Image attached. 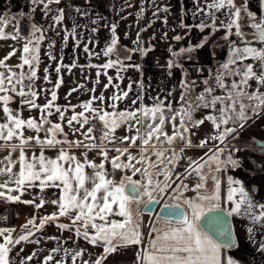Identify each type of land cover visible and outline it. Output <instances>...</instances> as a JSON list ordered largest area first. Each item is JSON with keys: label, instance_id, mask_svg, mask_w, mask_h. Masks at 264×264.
Segmentation results:
<instances>
[{"label": "snow or ice", "instance_id": "snow-or-ice-1", "mask_svg": "<svg viewBox=\"0 0 264 264\" xmlns=\"http://www.w3.org/2000/svg\"><path fill=\"white\" fill-rule=\"evenodd\" d=\"M152 2L155 5L156 0ZM256 2L261 10L258 22L257 14L249 8V0H244L241 6H236L235 0H208L204 4H201V0H193L196 5L193 15L203 13L210 21L202 19L195 25L197 29L201 32L211 29L209 35H212L222 27L226 29L225 39L235 30V36L241 38L244 42L243 46H238L234 39L231 41L225 61L220 64L215 74L210 72L209 77L202 80L205 87L198 95L193 96L197 82L188 80L187 71H183L177 109H173L171 101H168L166 96L163 100L156 97L158 102L153 105L141 104L138 108L117 111V101L129 97L132 90L131 83L125 91H120L118 84L113 85L118 91L110 98L113 109L111 112L103 107L93 106L97 101L103 104L105 101L103 93L99 96L93 95L81 105H71L73 115L67 119V124L72 128L73 134L80 132L84 140H68L62 123L50 120L53 109L59 114L61 121L65 119V113L68 111L67 107L61 109L54 103L58 99L56 90L51 91V99L44 105L36 103L39 95L34 89V81L38 79L37 72L41 62L40 44L46 39L48 29L31 23L30 37L25 38L21 36L19 25L15 23L18 17L13 16L9 20L6 14H0V39L25 40L21 63L16 66L21 71H15L6 63L15 54L16 49H13L4 59H0V68L4 69L0 71V105H2L3 113L6 114V122H0V140L5 141V144L0 147H9L13 152L19 151L18 161H13L9 156L5 158L7 164L0 167V175L9 176L8 181L0 183V198L9 202L32 205L35 209L43 208L46 203H51L57 208V211L40 217L38 224L37 217L33 215L16 236H13L15 228L0 227V264H29L37 256V250L20 257L19 260L13 258L11 254L17 245H21L20 252L24 251L22 246L24 243L39 245L41 239L36 238V234L49 224L54 225L61 232H71L76 239L73 240L71 236L68 239H62L60 236L44 237L45 240L56 241L57 246L49 250L42 264H50V262L51 264H67L68 257L71 258V264H77L78 259L84 257L87 249L65 247L69 240H72L74 245L79 240H83L92 247L102 249L94 259L91 257L83 259L82 264H105L110 256L122 250L145 244L142 217L145 212L155 211L154 205L164 198L174 199L177 203L175 205L165 203L161 209L162 216L157 219L164 221V228L149 226L150 239L144 247H138L136 264H237L230 256L226 259L222 257L223 250L238 248V237L228 217L243 216L248 218L253 226L258 225L264 228V203L255 202L253 199L254 191H258L256 186H252L253 190H249L241 179L229 174L226 175V196L222 197L221 194V174L243 168L242 158L234 155L242 149L230 148L229 145L239 138L249 121L254 122L264 116V91H261V88H264V46L259 48L251 46L252 41L248 39V34L241 30L240 24L243 9L245 14L253 20L251 27L255 29L252 34L255 40L264 43V0H256ZM60 3L61 0H29L33 15L37 7H40L47 16L52 12L50 6ZM225 9L231 19L227 24L221 22L220 27H217L216 13ZM170 10L169 5L163 8L157 7L154 15ZM74 11L85 17L89 15L79 7H76ZM20 18H27V14L22 12ZM51 19L52 24L49 25V29L54 30L61 26L65 20L64 9L58 8ZM100 19L103 18L92 20L91 23L99 25ZM164 23H167V17L164 18ZM9 26H12L13 30L6 32L5 29ZM179 26L189 30L192 27L183 22ZM105 27L109 26L105 25ZM117 27L115 23L110 25L111 39L106 42L102 50L105 57L115 54L117 59L109 58L105 64L92 65V67L115 68L117 78L122 81L123 76L120 75L122 71H126L129 67L142 71V66L126 65L119 59L120 37L117 35ZM99 30L98 26L91 29L93 33ZM146 30V28L141 29V32ZM164 35L167 37V33ZM70 36L75 38L76 45L79 46L81 41L77 38L75 25L70 30L65 29V46ZM173 39L180 41L183 37L176 35ZM207 40L208 38L205 37L195 45L189 44L176 51L170 48V58L167 62L168 74H172L173 68L183 69L184 65L179 62V58L186 57L191 61L192 54L201 50L207 44ZM55 43V40H51L48 48H54ZM142 44L138 32L133 41L134 47L125 49L130 53L125 59L131 60L132 55L136 53L147 56L154 50L152 46L143 47ZM84 50L90 55H100V53L91 52L87 45ZM47 55L49 59L56 60V56L51 51ZM250 59L255 63H245ZM25 66L28 67L27 73L23 71ZM77 66L75 62L64 65L61 57L55 71L59 76L61 67H67L71 71ZM203 70L202 67L196 68L198 74H202ZM45 73L44 79L49 80L47 68ZM104 74L107 75V72L105 71ZM97 75L99 76L100 73L98 72ZM107 78L109 84L105 85V88L112 85L113 77ZM25 81L28 83L25 84ZM253 82L256 87L250 91ZM62 83L63 78L59 77L55 88L58 89ZM96 83H99V80ZM139 85L143 86L142 80ZM83 87L80 85V88ZM217 89L220 90V94H216ZM78 90L73 88L68 95ZM90 91L94 92L95 89ZM172 95L173 92L170 91L169 96ZM17 96L21 98V105H27L29 109H40L39 121L33 117L25 120L19 109L13 110L9 106ZM140 100L142 96L138 93L136 99L132 100V104L135 105ZM166 101L168 102L165 103ZM77 106L82 107L83 111L76 113ZM201 109L208 111L202 118L196 119L195 114ZM87 113L90 115H86ZM90 121H99L102 125L99 143L96 142L95 123L88 127L87 131H83L84 126ZM205 121L211 122L215 134L202 139L198 144H193L191 137L196 133L192 130L199 129ZM74 124H79L80 128L73 127ZM45 125L48 126L45 127ZM167 125H171V134L166 130ZM122 126L135 134L117 138L115 132ZM25 127L35 131L37 135L26 137ZM41 131L45 133L43 138L39 135ZM61 134L63 139L58 138ZM14 139H18V144L8 143ZM117 139L121 143L127 142L129 146L111 149L116 155L110 157L108 144L115 143ZM209 139L214 142L213 147L209 148L203 156L193 159L184 155L186 149L206 147ZM137 141H140V146L137 154H133L130 149L137 146ZM180 142L184 147L177 150L174 145ZM254 142L257 144L254 151L264 154V141ZM165 144L168 147H164ZM29 148L32 149L31 155L26 151ZM74 148L84 149L81 157H77L70 151ZM45 150H56V157H47ZM92 150L102 157L100 163L88 159V153ZM153 156L155 159H152ZM181 160H186L183 173L176 171ZM16 163H19L20 169L13 175V167ZM106 163L111 165L112 173L106 169ZM89 168L92 170L91 173L86 171ZM260 170L264 171V169ZM116 171L122 173L119 180L114 178ZM129 172L131 174H128ZM138 174L140 178L134 179ZM192 176L196 177L197 182L190 189L186 181ZM210 182L211 188H209ZM32 188H38L41 193L48 188H57L61 190V195L51 201L39 196V203H36V198L22 200L21 197L25 192ZM188 191H193L195 196L184 198V193ZM13 192L18 194L12 195ZM222 202L230 204L231 207L225 208ZM113 216H119L122 219H110ZM61 217L68 218L70 223H60ZM202 220L211 234L201 227ZM253 232L254 227L247 229L249 240L253 238ZM260 248L264 250V243L260 244ZM57 254H62V258L56 259Z\"/></svg>", "mask_w": 264, "mask_h": 264}, {"label": "crops", "instance_id": "crops-1", "mask_svg": "<svg viewBox=\"0 0 264 264\" xmlns=\"http://www.w3.org/2000/svg\"><path fill=\"white\" fill-rule=\"evenodd\" d=\"M208 2V0H201V4ZM165 5L170 6L169 12L161 11L158 15H154L156 8H163ZM52 12L47 16L44 15L42 9L37 7L34 15L31 11L29 5V0H0V14H6L8 19L11 20L13 16L18 17L16 24L19 25L20 34L22 37H30V25L31 23H36L37 25H42L45 29H48L46 32V39L40 44V65L37 72L38 79L34 81V89L39 95V99L36 101L38 105H44L48 100L51 99V91L56 90L58 99L54 102L61 109L68 108V111L65 113V116L69 118L73 115L71 105H81L83 102L88 101L93 95L99 96L103 93L105 101L101 104L99 101L95 102L94 105L101 106L105 110L111 112L112 100L110 99L115 92L118 90L113 85H119L120 91L128 90V85L132 84V90L129 93L127 99L117 101V111L124 110L126 108H138L143 105H153L158 101L156 97H160L161 100L164 97H168V101H171L172 107H179L177 101L181 95V80L182 74L180 71H177L178 68H173L172 74H168V70L161 71L160 74H154L151 70L150 64L153 61L163 62L169 60L171 48L173 51L180 49L182 46H188L189 44L195 45L200 42L205 37L208 38V46L214 40L209 37L206 31H211V29H205L204 33L195 27L196 24L200 23L201 20L209 21V18L203 13H198L193 15L196 11V5L193 3V0H156L155 5L152 0H61L59 5L53 4L50 6ZM76 7L81 8L83 11L89 13L87 17L80 15L75 12ZM58 8H63L65 12V20L61 26H58L56 29H49V25L52 24L51 17L56 14ZM143 8V12L141 9ZM227 9L222 10L216 13L217 17L223 18L226 14ZM26 13L27 18H20L21 13ZM139 13V15H138ZM100 24H92V20L99 18ZM167 17V23H164V18ZM183 22L186 25L192 26L189 28L180 27L179 25ZM210 22V21H209ZM117 24V35L120 37L118 50H119V59L124 61L127 64H139L142 66V71L135 68L129 67L126 71L120 73L123 76V80L117 78V71L115 68L112 69H103L100 67H92V65H103L107 62L109 58L117 59V56L114 54L111 57H105L102 53V50L105 48L106 42L110 41L111 33L109 27L111 24ZM216 23V22H215ZM76 26L77 38L80 39L81 43L79 46L76 45L75 38L69 37L67 45H64V36L65 29L70 30L73 26ZM108 25L109 27H105ZM99 27V31L93 33L91 29L93 27ZM147 29L142 31L141 29ZM13 30L12 26H9L5 29L6 32H11ZM59 32V35H57ZM140 33V39L143 42V47L152 46L154 50L150 51L147 56H142L139 53L133 54L131 60H126L130 53L125 49H130L134 47L133 41L137 37V33ZM167 33V37H165ZM39 35V33H37ZM176 35L183 37L182 40L176 41L173 39ZM153 37H155L153 39ZM51 40H55V47L52 49L48 48V44ZM25 40L17 39L12 40L0 39V59H4L8 56L9 53L16 49L15 54L11 56L10 59L6 61L7 65L12 66L13 69L17 72L21 71L16 66L21 63V56L23 54V46ZM85 45L88 46L89 50L94 53H100V55H90L89 52L84 50ZM51 51L55 56L56 60L49 59L47 53ZM162 54V55H161ZM61 57L63 58L64 65H71L74 62L78 65L77 67L69 69L67 67H61L59 76L56 73L55 69L58 66ZM146 64V65H144ZM47 68V75L49 80H45V69ZM3 68H0V71H3ZM25 73L28 72V67L25 66L23 69ZM105 71L107 75H105ZM98 72L100 75L98 76ZM108 76L113 77L112 85L105 88V85L109 84ZM59 77L63 78V83L58 89L55 88V85L58 83ZM99 80V83L96 81ZM143 81V86L140 87L139 82ZM28 82L25 81V84ZM80 85H83V88H80ZM73 88L79 89L76 92H72L71 95H68L70 90ZM95 89L94 92L90 91ZM27 90V89H25ZM47 90V91H43ZM173 92L172 96H169V92ZM142 96V100L138 101L137 104L133 105L132 100L136 99L137 94ZM166 101L165 103H167ZM13 110L19 109L22 113V118H24L23 112L25 106L21 105V98L14 97V100L9 105ZM82 107L77 106L75 112L79 113ZM27 112L29 117L36 118L38 121L41 116L39 108L29 109L27 106ZM15 114V113H14ZM53 118V119H52ZM50 120L55 123H62L64 132L68 126L66 123L62 122L59 119V114L53 109V115L50 117ZM0 122H6V114L2 111V105H0ZM248 125H251L253 129H257L260 135L264 138V116H261L259 119H256L254 122L249 121ZM48 125H46L47 127ZM100 127L99 125H95ZM69 127V126H68ZM101 128V127H100ZM172 131L169 132L171 134ZM100 132H98L99 134ZM74 140H84L80 135ZM63 139V138H59ZM71 140V139H68ZM18 139H14L10 144H18ZM85 142V141H84ZM99 143V140L97 141ZM193 142V140H192ZM87 143V141L85 142ZM5 141L0 140V145H4ZM194 144V142H193ZM127 144L116 145L108 144L109 156H114L116 153L111 151V149L120 147H128ZM140 146V141H137V146L130 149L133 154H137L138 148ZM168 147V145H163ZM67 147V145H64ZM174 147L179 150V148L184 147L183 143H177ZM206 148V147H204ZM212 148V147H211ZM29 155H31L32 149H26ZM77 157H81V153L84 151L83 148H74L71 149ZM205 153V152H204ZM198 151V148L186 149L184 155L186 157H191L193 159L199 158L204 155ZM36 154H39V149H36ZM45 155L49 158H55L57 155L56 150H45ZM11 157L13 161H18L19 151L13 152L9 147H0V167H3L7 164L6 157ZM237 157L242 158L243 168L239 170H230L227 174H221V179L224 180V189L221 194L222 197L226 196L227 191V180L226 175H232L236 178L241 179L245 186L249 190H253L252 186H256L258 191H254L253 199L255 202L264 203V171L258 170L253 171L249 162L247 155L243 153H237ZM88 159L95 160L96 163H100L102 157L97 155L95 150L89 151ZM152 159H155L153 156ZM258 160L262 162L263 166L261 169H264V157H258ZM106 169L109 173H112L113 170L111 165L106 163ZM186 167V160H181L179 165L176 168L177 172L183 173ZM20 165L16 163L13 167V175L19 172ZM88 173H91L92 170L86 169ZM117 171L114 173L116 174ZM118 174V173H117ZM128 174H131L130 172ZM122 175V173H121ZM112 178V177H110ZM139 174L134 177V179H139ZM9 180L7 174L0 175V183H4ZM119 180V179H116ZM197 182L195 176L189 177L186 183L189 184V188ZM12 186V185H10ZM193 191H188L184 193V198H191ZM17 192H13L12 195H17ZM61 195V190L57 188H48L44 192H40L38 188H32L25 192L21 197L22 200H31L36 198V203H39V196H43L45 200L51 201L57 199ZM167 198L161 199V202ZM0 202L7 204L10 209H14L15 223L13 225H0V227L15 228L16 231L13 233V236H16L21 232L22 226L30 219L33 215L37 217V224L39 223V218L48 214H51L54 211H57V208L51 203H46L43 208L35 209L32 205H25L17 202H9L0 198ZM171 204H176L177 201L170 200ZM223 203V202H222ZM230 204H225V208H230ZM190 215V210H189ZM232 217L233 229L235 235L238 237V248L222 251V257H232L237 264H264V250L260 248V244L264 243V228L256 225L253 226L252 222L243 216L234 215ZM110 219H122L119 216L110 217ZM146 220L145 225L142 224V231L144 233L145 244L141 246H131L126 250L118 252L114 256H110L105 264H136V253L138 247H144L147 244V241L150 239L149 226L154 225L159 228H164V221L162 219H157L155 215H143L142 223ZM60 223H70L68 218L61 217ZM249 227H254L253 238L248 239L247 229ZM50 236H60L62 239H68L70 236L73 240L76 238L69 231H63L57 229L54 225H46V227L36 234V238L41 239V243L36 245L34 243H24L22 246L24 248L23 252H20L21 245H17L11 254L13 258L19 260L22 256H27L31 254L34 250L38 251L37 256L29 262V264H42V261L45 256L49 254V250L57 246V242L53 240H45L44 237ZM67 248H86L87 252L84 257L78 259L77 264H82L83 259H92L99 254L102 249L100 247H92L86 244L83 240H79L77 244H73L72 240H69L65 245ZM19 253V255H17ZM62 254H57L56 259H61ZM51 264V262H50ZM67 264H71V258H67Z\"/></svg>", "mask_w": 264, "mask_h": 264}, {"label": "rangeland", "instance_id": "rangeland-1", "mask_svg": "<svg viewBox=\"0 0 264 264\" xmlns=\"http://www.w3.org/2000/svg\"><path fill=\"white\" fill-rule=\"evenodd\" d=\"M235 3H236V6H241L244 4V0H235ZM249 8L252 12L257 14V22H258L260 17H261V10L257 6L256 0H249ZM230 19H231V17L227 14V11H226L225 16L223 18L217 17V20H215V22H216L217 27H220L221 22H223L224 24H227L230 21ZM252 23H253V20L251 18H249L242 9L241 19H240L241 30L248 34V39H251V41H252L251 46H255V47L259 48L261 46H264V43L255 40L254 36L252 35L255 32V29H253L251 27ZM204 32L205 31H203V33ZM209 32L210 31H206L208 36L213 38V40H214L211 44H209L208 46H204L201 50H198L197 52L193 53L191 61H189L186 57H180L179 58V62L184 65V68L183 69L178 68L177 71H180V73L182 74V72L186 70L188 73L187 79L188 80H195L197 82L196 86L193 90V96L198 95L203 90V88L205 87V85L202 83V80L204 78H208L210 75V72L212 74H215V72L219 68L220 64H222L225 61V59L228 55V49L230 47L231 41L233 39L236 40L238 46H243V43H244L240 37L235 36V30L233 31V34L231 36H229L227 39H225L226 29H224L222 27H220V30L215 31V33L212 35H209ZM182 47H186V46H182ZM167 62H168V60H165L163 62L153 61L150 64L151 70L154 72V74H160L161 71L168 70ZM245 63H255V62L250 59L248 61H245ZM144 65H146V64H144ZM198 67H202L204 69L202 74L197 73L196 68H198ZM255 87H256V84H255V82H253L252 83V89H250V91L254 90ZM261 91H264V88H261ZM216 94H220L219 89H217ZM93 106L94 107H101V106H96V105H93ZM177 108L178 107L173 108V109H177ZM26 110H27V106H25V109H24L25 112H23L25 120H27L29 118V113H30V112H27ZM81 111H83V109H81L80 112ZM207 111L208 110L201 109L200 111H198L195 114V118L196 119L202 118L206 114ZM86 115H90V113H87ZM68 118H69L68 116H65V119L62 122L67 124ZM93 123H95V125H99L100 127H102V125L99 121H90L89 124H86L84 126L83 131H87V128L91 127L93 125ZM177 123H179V120H177ZM45 127H46V125H45ZM73 127L80 128V125L74 124ZM166 130L168 132H170L172 130L171 125H167ZM192 131L196 133L195 135H193L191 137L194 140L193 141L194 144H198L202 139H204L206 137H210L212 134H215L214 129H213V125L209 121H205V123L202 126H200L199 129H193ZM64 133H67V138L71 139V140L76 139L77 138V137H75L76 135H78V136L80 135L81 137H83L80 132L73 134L72 128H70L68 126L66 127ZM134 134H135L134 132H130L124 126L118 128L115 132V135L117 138L123 137L125 135L131 136ZM24 135L26 137L27 136H35V135H37V133L35 131L30 130L27 127H25L24 128ZM39 135L41 136V138H43L45 133L43 131H41L39 133ZM95 136L97 137V141H98L99 137H100V133L99 134L96 133ZM58 138H63V135L62 134L59 135ZM210 141L211 140L209 139V143H210ZM113 144L122 145V144H127V142L121 143L120 140L117 139V141ZM234 155L236 156L235 153H234ZM117 173L119 175H121V172L117 171ZM133 207H134V205H133ZM145 223H146V220H144L142 224L145 225Z\"/></svg>", "mask_w": 264, "mask_h": 264}, {"label": "flooded vegetation", "instance_id": "flooded-vegetation-1", "mask_svg": "<svg viewBox=\"0 0 264 264\" xmlns=\"http://www.w3.org/2000/svg\"><path fill=\"white\" fill-rule=\"evenodd\" d=\"M191 139L193 140V138H191ZM229 140H231V137H229ZM254 141H264V138L260 135V133H259V131H257V129H253V127H251V125H247L246 128L243 131H241L239 138L236 140H233L231 142V144L229 145V147L242 149L238 153H243L244 155H247L249 158L251 169L253 171H258L263 166L262 162H260L258 160V157H264V155L254 151L257 148V144ZM213 144H214V142L210 141V143L207 144L206 148H202V149L198 148V151H200V153L203 154L204 152H207L209 148L213 147ZM235 154H237V153H235ZM221 177H222V175H221ZM209 188H211V182L209 183ZM223 189H224V180L222 179V190ZM194 196H195V193L193 192L190 197L193 198ZM145 199H146V197H145ZM165 203L171 204L170 200L168 198L162 204H165ZM223 206L225 207V204H223ZM134 207H135V205H134ZM144 214L149 215L146 213H144ZM231 219H232V217H231ZM232 226H233V222H232ZM233 231H234V229H233ZM226 250H224V251H226Z\"/></svg>", "mask_w": 264, "mask_h": 264}, {"label": "water", "instance_id": "water-1", "mask_svg": "<svg viewBox=\"0 0 264 264\" xmlns=\"http://www.w3.org/2000/svg\"><path fill=\"white\" fill-rule=\"evenodd\" d=\"M172 205H175V204H172ZM140 207H141V210H143V205H141ZM163 207H164V204H162L161 201H160L158 204L154 205L155 211H153L151 213H147V212H145V213L146 214H150V215H155V216L159 217V216H162L161 209H163ZM228 220H229V223L232 226L231 217H228ZM201 227H203L205 231H209V234H211L210 229L204 225L203 220L201 221ZM232 228H233V226H232Z\"/></svg>", "mask_w": 264, "mask_h": 264}, {"label": "built area", "instance_id": "built-area-1", "mask_svg": "<svg viewBox=\"0 0 264 264\" xmlns=\"http://www.w3.org/2000/svg\"><path fill=\"white\" fill-rule=\"evenodd\" d=\"M100 132V128L96 127V133ZM10 219V207L0 202V221L6 222Z\"/></svg>", "mask_w": 264, "mask_h": 264}, {"label": "trees", "instance_id": "trees-1", "mask_svg": "<svg viewBox=\"0 0 264 264\" xmlns=\"http://www.w3.org/2000/svg\"><path fill=\"white\" fill-rule=\"evenodd\" d=\"M114 178L115 179H120L121 178V175H119V174L116 173V174H114ZM14 223H15L14 209L11 208L10 209V219L8 221H6V222L0 221V225H13Z\"/></svg>", "mask_w": 264, "mask_h": 264}]
</instances>
